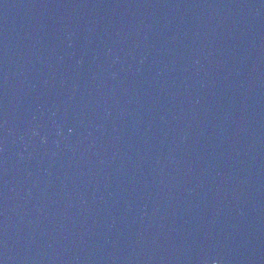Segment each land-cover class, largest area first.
Here are the masks:
<instances>
[{
	"label": "water",
	"instance_id": "water-1",
	"mask_svg": "<svg viewBox=\"0 0 264 264\" xmlns=\"http://www.w3.org/2000/svg\"><path fill=\"white\" fill-rule=\"evenodd\" d=\"M0 264H264V0H0Z\"/></svg>",
	"mask_w": 264,
	"mask_h": 264
}]
</instances>
